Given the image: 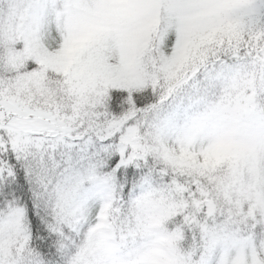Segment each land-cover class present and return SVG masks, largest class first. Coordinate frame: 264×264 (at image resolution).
<instances>
[{
  "label": "snow or ice",
  "instance_id": "obj_1",
  "mask_svg": "<svg viewBox=\"0 0 264 264\" xmlns=\"http://www.w3.org/2000/svg\"><path fill=\"white\" fill-rule=\"evenodd\" d=\"M0 264H264V0H0Z\"/></svg>",
  "mask_w": 264,
  "mask_h": 264
}]
</instances>
